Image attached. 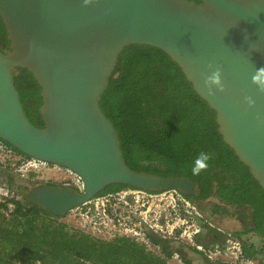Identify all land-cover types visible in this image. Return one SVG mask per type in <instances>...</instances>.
<instances>
[{
    "label": "water",
    "instance_id": "1",
    "mask_svg": "<svg viewBox=\"0 0 264 264\" xmlns=\"http://www.w3.org/2000/svg\"><path fill=\"white\" fill-rule=\"evenodd\" d=\"M0 18L10 42L0 49V139L83 180L82 188H31L28 201L60 218L111 184L195 193L188 177L129 167L100 106L120 53L133 44L160 48L179 65L264 189V94L251 82L264 67V0H0ZM217 66L225 91L209 96L204 78ZM14 68L28 69L41 87L39 113L32 112L42 127L25 110Z\"/></svg>",
    "mask_w": 264,
    "mask_h": 264
},
{
    "label": "trees",
    "instance_id": "2",
    "mask_svg": "<svg viewBox=\"0 0 264 264\" xmlns=\"http://www.w3.org/2000/svg\"><path fill=\"white\" fill-rule=\"evenodd\" d=\"M2 38L10 43L0 18V43ZM24 73L31 86L14 78L22 101L29 94L36 105L42 103L41 87L28 69ZM99 103L115 125L129 167L195 180L198 201L217 195L224 202L247 206L252 230L264 235V189L223 140L214 109L162 49L149 44L125 47ZM200 152L210 154L209 166L193 176L191 168ZM123 186L111 184L102 192ZM26 201H16L11 217L0 204V264H169L130 237H96L69 226L39 203Z\"/></svg>",
    "mask_w": 264,
    "mask_h": 264
},
{
    "label": "flooded vegetation",
    "instance_id": "3",
    "mask_svg": "<svg viewBox=\"0 0 264 264\" xmlns=\"http://www.w3.org/2000/svg\"><path fill=\"white\" fill-rule=\"evenodd\" d=\"M8 47L9 43L2 38L0 49L7 52ZM23 70L24 68L12 69L13 81L16 77L23 78L27 82L26 86L29 87L31 86L30 77L23 74ZM23 102L33 124L42 127L44 122L38 121L32 112L34 108L36 113H39L41 103L36 105V100L29 94ZM19 154L29 158L24 153ZM47 164L40 168L43 170L40 173L32 168L21 170L16 167H5L3 168L5 173H3L0 167V191L7 192L16 201L27 205L26 194L31 188L43 185L66 187L77 183L74 171L71 172L63 166L55 167L50 162ZM16 178L30 179L32 184L31 186L23 185L26 191H21ZM197 187L196 182L195 193L188 195L178 188L144 189L124 185L121 189L111 192H102L103 189L90 201L94 205L98 202V207L110 221L145 232L146 240L144 241L134 236L125 237L144 244L147 250L165 258L169 264H197L198 261L199 264H218L219 262L264 264V235L252 230L251 210L244 205L237 206V204L224 202L217 195L198 201L195 199ZM122 193L125 194L124 199H120ZM212 198L217 199L218 203L214 205L215 209L209 215L201 206V202ZM70 212L71 210L61 217ZM216 215L236 218L240 222L235 221L238 228L228 229L220 225ZM114 236L106 240L123 235L115 234ZM184 247L187 250L183 249Z\"/></svg>",
    "mask_w": 264,
    "mask_h": 264
},
{
    "label": "built area",
    "instance_id": "4",
    "mask_svg": "<svg viewBox=\"0 0 264 264\" xmlns=\"http://www.w3.org/2000/svg\"><path fill=\"white\" fill-rule=\"evenodd\" d=\"M47 163L49 162L35 159L32 157L24 158L5 141L3 140L0 141V165L10 164L11 166L21 170L26 168L27 169L32 168L33 170H36L40 173L41 171H43L40 168H42L43 166H47L48 165ZM53 165L55 167H60L55 164ZM68 170L72 172V170L70 169ZM75 175L77 176L76 177L77 183L74 185H77L78 188H82L83 187L82 178L78 174ZM14 200L15 199L12 198L7 192L0 191V204L1 203L4 204V206L2 207V211L8 217L13 216L14 211L16 209V201ZM88 202L72 209L70 212L72 216H79L80 222L84 221L85 223L84 224L86 226L85 229H82L80 227H77V229H80L86 233H90L96 237H100L103 239H108L106 237L109 235V233H111L114 229H119V231L117 233H114V235L119 234L123 236H131V237L134 236L140 240L143 241L146 240L145 232L136 228L131 229L128 226H123V228L120 227L121 225H118L106 218L104 212H102L98 207L97 205L98 202L96 205H94L92 201H88ZM106 233L108 235H106ZM114 235L113 237H115Z\"/></svg>",
    "mask_w": 264,
    "mask_h": 264
},
{
    "label": "clouds",
    "instance_id": "5",
    "mask_svg": "<svg viewBox=\"0 0 264 264\" xmlns=\"http://www.w3.org/2000/svg\"><path fill=\"white\" fill-rule=\"evenodd\" d=\"M85 4L91 2V0H84ZM183 2V0H182ZM209 69H213V65H208ZM251 82L256 86L257 90L264 94V67L256 68L254 74L252 75ZM204 86L207 89V94L209 96H214L217 91L224 92L225 85L222 80V69L220 67H215L211 71L210 75L205 76ZM244 101L249 107H254L256 101L252 96L246 95ZM211 159V156L207 152H200L196 159L194 160L191 172L193 176H199L201 172L206 171L208 168V161Z\"/></svg>",
    "mask_w": 264,
    "mask_h": 264
},
{
    "label": "rangeland",
    "instance_id": "6",
    "mask_svg": "<svg viewBox=\"0 0 264 264\" xmlns=\"http://www.w3.org/2000/svg\"><path fill=\"white\" fill-rule=\"evenodd\" d=\"M1 168H2V172L3 173H5V169H3V168H5V167H13V166H11L10 164H7V165H1L0 166ZM28 180V181H27ZM16 181H17V184L20 186V189H21V191H26V189L25 188H23V185H30L31 186V184H32V182L30 181V179H27V178H23V179H21V178H16ZM122 195V198H120V199H124L125 198V194L124 193H122L121 194ZM216 203H218V200L217 199H214V198H212V199H210V200H207V201H204V202H201V206L203 207V208H205V210H206V214H212V212L214 211V205L216 204ZM213 216V215H212ZM216 220H217V222L220 224V225H222V226H224V227H226V228H228V229H236V228H238V226L236 227V225H235V221L237 220L236 218H233V217H231V216H227V215H216ZM61 221H64L65 223H67L69 226H71V227H73V228H77V227H80V228H82V229H85V223H84V221H81L80 222V220H79V216H72L70 213L69 214H66L65 216H63V217H61ZM238 221V220H237ZM239 222V221H238ZM240 223V222H239ZM238 225V224H237ZM117 227H119V226H117ZM120 227H122L123 228V226L121 225ZM119 231V229H114L111 233H109V235L106 233V235H108L106 238H108V239H111L112 237H113V235H114V233H117ZM97 234V233H96ZM105 236V235H104ZM181 248H182V246H180ZM186 247H184L183 249H185ZM185 250H187V249H185ZM191 255V254H190ZM200 262L198 261L197 262V264H199Z\"/></svg>",
    "mask_w": 264,
    "mask_h": 264
}]
</instances>
